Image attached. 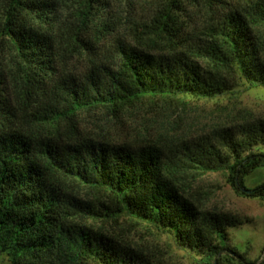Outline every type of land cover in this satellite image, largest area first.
Wrapping results in <instances>:
<instances>
[{"label": "trees", "instance_id": "16d2710c", "mask_svg": "<svg viewBox=\"0 0 264 264\" xmlns=\"http://www.w3.org/2000/svg\"><path fill=\"white\" fill-rule=\"evenodd\" d=\"M98 1L78 0L75 26L87 33L79 38L55 29L60 0H0V256L12 264H161L92 224L128 216L213 264H243L229 246V230L243 219L204 209L191 190L208 173L226 172L236 193L264 200V183L245 185L264 168V119L165 145L45 131L79 112L116 114L149 98L214 99L242 80L264 88V0H202L212 13L198 29L182 17L183 0H168L143 32L155 39L120 44L81 77L58 75L72 49H93Z\"/></svg>", "mask_w": 264, "mask_h": 264}, {"label": "rangeland", "instance_id": "374dc122", "mask_svg": "<svg viewBox=\"0 0 264 264\" xmlns=\"http://www.w3.org/2000/svg\"><path fill=\"white\" fill-rule=\"evenodd\" d=\"M168 0H99L94 4L89 24L93 49L76 52L72 49L60 60L58 75L71 73L81 77L87 73L92 60L110 58L117 54L120 44L137 41L149 32L152 17ZM182 17L197 29L211 17L212 7L202 0H183ZM52 16L56 31L77 32L79 38L87 36L80 31L75 17L78 0H60ZM72 30L67 29L71 26ZM98 38V39H97ZM100 39V40H99ZM155 39V38H154ZM158 41H162L159 39ZM164 41L161 47H165ZM99 57V58H97ZM8 57L4 59V63ZM12 63V59H9ZM11 65V64H10ZM264 119V88L251 87L241 81L234 91L214 99L177 97L144 99L136 107L112 114L107 110L83 111L73 120L63 121L45 133L63 138H91L113 144L132 146L165 145L209 134L215 128L235 127L247 121ZM264 152V147L257 149ZM264 183V168L246 178L247 188ZM88 198L98 196L82 188ZM191 193L206 210L231 213L243 219L242 226L229 230V246L244 257L243 264H264V200L241 196L228 182L226 172L208 173L193 184ZM96 229L144 251L161 264H213L204 256L180 247L174 235L155 225L123 216L116 221H92ZM0 264H12L7 254L0 256ZM223 264H239L226 260Z\"/></svg>", "mask_w": 264, "mask_h": 264}]
</instances>
